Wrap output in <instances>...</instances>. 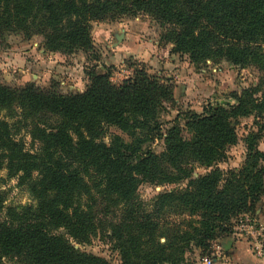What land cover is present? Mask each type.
<instances>
[{"label":"trees","instance_id":"1","mask_svg":"<svg viewBox=\"0 0 264 264\" xmlns=\"http://www.w3.org/2000/svg\"><path fill=\"white\" fill-rule=\"evenodd\" d=\"M138 13L158 22L164 28L161 41L173 43L195 66L225 60L264 70V0H0V40L9 34L41 35L50 51L88 52L90 21ZM230 95L234 104H208L162 132L159 115L174 105L172 89L144 69L118 85L108 73L92 72L77 93L63 92L57 82L47 87L0 82V109L17 110L12 124L0 117V170L20 183L37 175L31 186L36 207L9 210L0 218V264L2 257L18 264H109L74 246L96 234V198L109 209L120 208L108 224L119 264H183L193 249L208 257L211 243L229 237L238 216L256 214L264 194V151L258 149L264 89L250 86ZM249 115L257 130L241 139L242 164L222 168L228 149L240 140L236 121ZM14 124L38 142L36 150L16 138ZM112 126L134 140L113 135L106 142ZM163 134V151L142 149ZM194 163L207 169L196 178ZM182 180H187L183 189L156 194L152 211L137 201L142 182ZM3 201L0 191V211ZM167 209L198 219L183 230L160 231L156 220Z\"/></svg>","mask_w":264,"mask_h":264},{"label":"rangeland","instance_id":"2","mask_svg":"<svg viewBox=\"0 0 264 264\" xmlns=\"http://www.w3.org/2000/svg\"><path fill=\"white\" fill-rule=\"evenodd\" d=\"M90 36L92 39V51L84 52H59L50 51L44 46L41 35L28 37L24 34H9L5 40H0V82L9 86H20L24 83H33L36 86L47 87L51 82H57L65 93L82 92L89 84V76L92 72L108 73L113 84H120L123 80L132 77L134 70L144 69L149 75L155 76L170 86L174 98V105L160 113L159 121L164 132L176 119L179 123L185 122L186 116L192 113L200 114L208 104L229 105L235 100L230 95L232 92L240 93L246 87H258L264 89V70L258 65H234L222 60L195 66L190 62L185 53L177 52L173 43L161 41V33L164 28L144 13L136 15H112L104 20H92L89 22ZM264 53V44H262ZM15 112L0 109V117L8 120L10 124L17 120ZM264 122V115L262 117ZM236 132L240 140L227 151V162L222 163V168L239 167L244 158L245 146L241 139L249 132L256 131L253 115L240 117L235 123ZM16 138L21 139L28 150H36L38 142L31 139L27 129L22 125L13 126ZM105 141L109 142L113 135H119L130 143L134 135L121 131L117 127H108ZM163 136L148 140L142 145V149H150L155 153L164 150ZM264 139V132L258 142ZM259 149V146H258ZM261 150V149H259ZM264 151V150H261ZM206 168L199 164H193L192 176L203 175ZM37 180L34 173L32 178L25 183H20L18 176H8L6 169L0 170V191L3 195V206L0 218L5 213L13 210L21 213L25 206L36 207L31 186ZM187 184V180L165 185H152L142 182L138 185L137 201L141 202L147 210L152 211L155 196L162 190H181ZM263 196V195H262ZM256 214L243 213L233 221L232 233L229 237L217 239L212 242V253L208 257H199V251L193 249L187 251L183 264H205L207 259L217 257L222 241L228 238H242L236 228L247 216L251 220H258ZM110 210H112L110 212ZM115 210V211H113ZM95 216L96 234L90 242L76 244L74 246L82 251L92 253L106 259L109 264H119L118 251L113 242L109 240L108 224L112 218L119 216L120 208H108V203L101 198H96L93 205ZM156 221L160 225V231L179 227L187 228L188 224L198 219L187 212L167 209ZM60 230L56 231L57 233ZM243 235L244 232H241ZM264 243V231H263ZM164 242V237L160 238ZM3 264H18L16 259L2 257ZM213 264V262H212Z\"/></svg>","mask_w":264,"mask_h":264},{"label":"crops","instance_id":"3","mask_svg":"<svg viewBox=\"0 0 264 264\" xmlns=\"http://www.w3.org/2000/svg\"><path fill=\"white\" fill-rule=\"evenodd\" d=\"M258 146L259 149L264 150V139ZM260 203L261 209L258 213V220L264 224V194ZM219 244L222 250H218L213 264H264V253L261 256L254 254L245 239L228 238Z\"/></svg>","mask_w":264,"mask_h":264},{"label":"built area","instance_id":"4","mask_svg":"<svg viewBox=\"0 0 264 264\" xmlns=\"http://www.w3.org/2000/svg\"><path fill=\"white\" fill-rule=\"evenodd\" d=\"M241 219V223L236 227L240 231L239 235L243 236V239L249 243L254 254L261 256L264 253V243L262 239L264 226L256 220H251L247 216ZM241 232H244L245 235ZM212 262L213 260L207 259L204 263L212 264Z\"/></svg>","mask_w":264,"mask_h":264}]
</instances>
